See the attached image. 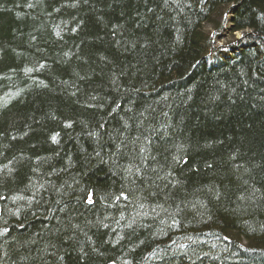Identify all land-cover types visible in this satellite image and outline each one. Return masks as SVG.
<instances>
[{
  "label": "trees",
  "instance_id": "1",
  "mask_svg": "<svg viewBox=\"0 0 264 264\" xmlns=\"http://www.w3.org/2000/svg\"><path fill=\"white\" fill-rule=\"evenodd\" d=\"M0 264H264V0H0Z\"/></svg>",
  "mask_w": 264,
  "mask_h": 264
},
{
  "label": "rangeland",
  "instance_id": "2",
  "mask_svg": "<svg viewBox=\"0 0 264 264\" xmlns=\"http://www.w3.org/2000/svg\"><path fill=\"white\" fill-rule=\"evenodd\" d=\"M210 29V26L208 24H205V28ZM242 36V32L241 31H237L232 33L229 29H227L226 31L221 33V39L216 41L215 45L216 46H222L226 43H228L229 41H232L234 39H239Z\"/></svg>",
  "mask_w": 264,
  "mask_h": 264
}]
</instances>
